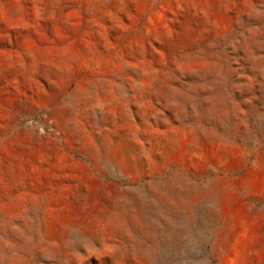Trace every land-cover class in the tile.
Masks as SVG:
<instances>
[{"label":"rangeland","instance_id":"rangeland-1","mask_svg":"<svg viewBox=\"0 0 264 264\" xmlns=\"http://www.w3.org/2000/svg\"><path fill=\"white\" fill-rule=\"evenodd\" d=\"M0 264H264V0H0Z\"/></svg>","mask_w":264,"mask_h":264}]
</instances>
